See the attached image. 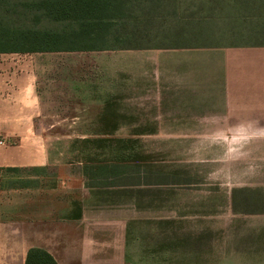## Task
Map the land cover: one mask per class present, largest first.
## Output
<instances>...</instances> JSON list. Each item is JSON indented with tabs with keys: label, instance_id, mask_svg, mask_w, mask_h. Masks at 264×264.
I'll list each match as a JSON object with an SVG mask.
<instances>
[{
	"label": "crops",
	"instance_id": "crops-1",
	"mask_svg": "<svg viewBox=\"0 0 264 264\" xmlns=\"http://www.w3.org/2000/svg\"><path fill=\"white\" fill-rule=\"evenodd\" d=\"M174 1V11L154 14L167 18L165 31L254 32L262 25L259 16L229 5ZM64 129L260 130L262 136L264 46L154 42L0 54V167L53 166L42 130ZM57 176L55 185L18 189L21 206L13 217H0V264H24L31 248L56 264H264L262 212L250 218L254 236L230 242L221 259L209 261L193 244L173 250L165 229L151 227L184 218L130 216L120 210L135 208L129 197L102 201L80 170Z\"/></svg>",
	"mask_w": 264,
	"mask_h": 264
},
{
	"label": "rangeland",
	"instance_id": "rangeland-1",
	"mask_svg": "<svg viewBox=\"0 0 264 264\" xmlns=\"http://www.w3.org/2000/svg\"><path fill=\"white\" fill-rule=\"evenodd\" d=\"M65 34L69 38L62 44L98 46V39L81 40L78 37L81 31L67 30ZM210 40L221 45L263 44L264 34ZM92 56L95 55L86 58L90 60ZM42 132L54 165L17 171L0 167V217L3 219L13 217L16 207L21 206L20 186L55 185L60 172L81 171L83 165L109 160H139L177 177L179 185L143 189L139 210L127 205L120 207L130 216L184 218L151 226L165 229L167 234L163 238L173 244V250L182 245L189 249L193 244L200 248L202 259H221L230 242L254 236L257 225L250 218L260 212L264 214V130L262 136L260 130ZM1 141L0 148L4 146ZM101 200L111 199L102 197Z\"/></svg>",
	"mask_w": 264,
	"mask_h": 264
},
{
	"label": "trees",
	"instance_id": "trees-1",
	"mask_svg": "<svg viewBox=\"0 0 264 264\" xmlns=\"http://www.w3.org/2000/svg\"><path fill=\"white\" fill-rule=\"evenodd\" d=\"M175 5L174 0H0V54L117 50L154 42L215 44L210 39L264 34V0L182 1L185 7L229 5L262 16L254 17L257 24H262L254 32L165 31L162 25L167 18L154 14L170 7L174 11ZM67 30L81 31L78 35L81 40L98 39V46L62 44L69 38ZM249 45L264 46V43ZM81 172L87 189L96 190V195L104 198H132L136 209L144 191L180 184L176 176L139 160L97 161L83 165ZM24 264L56 263L45 251L31 248Z\"/></svg>",
	"mask_w": 264,
	"mask_h": 264
},
{
	"label": "built area",
	"instance_id": "built-area-1",
	"mask_svg": "<svg viewBox=\"0 0 264 264\" xmlns=\"http://www.w3.org/2000/svg\"><path fill=\"white\" fill-rule=\"evenodd\" d=\"M0 144H3V142L0 140Z\"/></svg>",
	"mask_w": 264,
	"mask_h": 264
}]
</instances>
